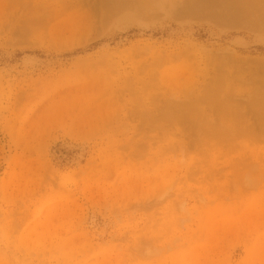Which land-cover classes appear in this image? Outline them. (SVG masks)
I'll use <instances>...</instances> for the list:
<instances>
[{
    "label": "rangeland",
    "instance_id": "rangeland-1",
    "mask_svg": "<svg viewBox=\"0 0 264 264\" xmlns=\"http://www.w3.org/2000/svg\"><path fill=\"white\" fill-rule=\"evenodd\" d=\"M0 264H264V0H0Z\"/></svg>",
    "mask_w": 264,
    "mask_h": 264
}]
</instances>
